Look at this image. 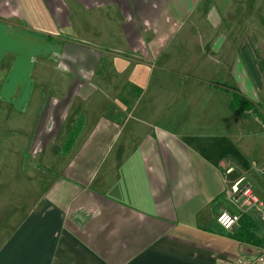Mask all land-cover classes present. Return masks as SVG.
<instances>
[{"label": "crops", "instance_id": "obj_1", "mask_svg": "<svg viewBox=\"0 0 264 264\" xmlns=\"http://www.w3.org/2000/svg\"><path fill=\"white\" fill-rule=\"evenodd\" d=\"M262 165L264 0H0V264L254 253Z\"/></svg>", "mask_w": 264, "mask_h": 264}, {"label": "built area", "instance_id": "obj_2", "mask_svg": "<svg viewBox=\"0 0 264 264\" xmlns=\"http://www.w3.org/2000/svg\"><path fill=\"white\" fill-rule=\"evenodd\" d=\"M264 177V165L256 168ZM225 198L237 208L236 211L221 210L216 215V225L226 231H232L238 226L242 211H251L256 218L264 219V199L254 190L253 182L240 178L224 191ZM221 264H264V246L254 253H241Z\"/></svg>", "mask_w": 264, "mask_h": 264}, {"label": "trees", "instance_id": "obj_3", "mask_svg": "<svg viewBox=\"0 0 264 264\" xmlns=\"http://www.w3.org/2000/svg\"><path fill=\"white\" fill-rule=\"evenodd\" d=\"M79 128L80 124L74 125V130L71 132L65 143H71L74 136L77 134L76 130ZM232 231V238L240 244L252 245L255 247L256 251L264 246L263 228L258 220L252 217L248 211L241 212L238 226Z\"/></svg>", "mask_w": 264, "mask_h": 264}, {"label": "rangeland", "instance_id": "obj_4", "mask_svg": "<svg viewBox=\"0 0 264 264\" xmlns=\"http://www.w3.org/2000/svg\"><path fill=\"white\" fill-rule=\"evenodd\" d=\"M258 182L260 185L258 186L257 184L253 183L254 185V190L260 196L262 199H264V177L260 176L258 178ZM260 225L264 228V219L258 218Z\"/></svg>", "mask_w": 264, "mask_h": 264}]
</instances>
